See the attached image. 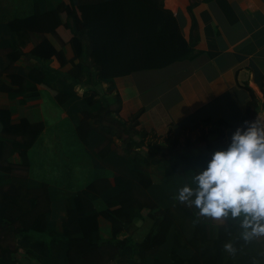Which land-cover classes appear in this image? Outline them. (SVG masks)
I'll return each instance as SVG.
<instances>
[{"label":"trees","instance_id":"obj_1","mask_svg":"<svg viewBox=\"0 0 264 264\" xmlns=\"http://www.w3.org/2000/svg\"><path fill=\"white\" fill-rule=\"evenodd\" d=\"M156 1L71 0L53 9L41 1L42 7L33 14L9 21L8 28L16 36L9 49L11 59L23 55L29 35L41 34L30 54L42 65L33 67L28 77L8 72L17 87L0 80V92L23 96L17 121L12 119L16 108L0 109V264H17L19 255L41 264H264V236L247 243L241 239L243 217L210 223L194 205L179 203V188L190 184L195 171L209 160L196 153V141L186 137L185 142L170 129L161 143H147L151 133L137 128L140 111L124 120L117 115L119 96L113 104L107 101L116 90L114 77L161 68L192 52L174 12ZM66 42L71 45L70 57ZM54 58L58 69L48 65ZM48 74L65 80L72 89L47 79ZM85 82L87 90L76 96V87ZM40 85L49 87L63 104L84 144L94 134L102 136L96 147L99 157L108 156L120 139L134 162L135 180L120 176L112 186L107 177L97 176L86 190L73 193L31 177L28 150L39 138L44 121L28 104L40 97ZM218 122L215 130L222 138L226 129L232 136L237 127L245 126V122ZM8 142L19 145L21 163L6 158ZM138 155L147 165L164 164L159 186L137 164ZM161 191L172 195L175 204L162 207L156 200ZM136 218L154 223L141 240L134 236ZM102 219L111 224L109 237L101 233ZM190 219L193 223H187ZM45 232L51 234L50 241L36 238ZM226 243L237 249L235 254L225 249Z\"/></svg>","mask_w":264,"mask_h":264},{"label":"crops","instance_id":"obj_2","mask_svg":"<svg viewBox=\"0 0 264 264\" xmlns=\"http://www.w3.org/2000/svg\"><path fill=\"white\" fill-rule=\"evenodd\" d=\"M41 1H44L43 6L48 9H53L63 2H71L0 0V80L7 84L12 85L8 72L28 77L33 67L42 65L30 54L41 34L29 35L23 55L14 61L10 57L13 51L10 52L9 49L11 43L16 41V36L8 28L10 20L29 16L34 13L36 7H42ZM156 2H162L166 9L174 12L192 52L188 57L161 68L137 70L114 77L116 90L109 94L107 101L113 104L119 96L121 104L117 115L124 120L140 111L137 128L151 133L147 143H161V136L168 134L172 129L181 136L185 135L184 141L190 133L193 134L192 140L196 141L194 147L196 153H199L198 147L207 148L212 138V147L207 148V152L204 151L210 159L214 151L226 148L231 138L226 128V137L219 136L215 130L218 121L223 120L227 125H238L249 121L251 117L252 121L257 120L264 127V0ZM64 49L69 57L72 56L68 42L64 44ZM48 65L53 69L60 68L55 58ZM47 79H53L59 86L72 89L67 86L65 80L49 74ZM86 82L89 83L90 80ZM86 82L76 87V96H82L87 90ZM108 84L104 82V86ZM39 89L40 97L28 104V108H32L35 115L38 111L42 114L44 121L39 138L28 150V174L31 177L73 193L86 190L87 185L97 176L107 177L112 186L116 185V178L121 179L118 178L120 176L127 181L135 180L134 162L128 158V152L120 139H116L108 156L99 157L96 147L100 145L102 136L94 134L89 144H84L63 104L57 101L50 88L40 85ZM22 97H11L0 92V109L9 107L17 110L12 116L13 121L19 118V102ZM221 128L224 129L223 125ZM1 129L0 123V131ZM19 149L18 144H6L8 161L16 164L22 162ZM41 157H44L48 164V176L45 179L37 176V161ZM136 162L149 172L156 186L161 184L165 175L163 163L147 165L141 155L137 156ZM186 168L188 167H183L179 173ZM157 195L159 197L156 200L162 207H167L170 203L175 204L170 201L172 195L163 191ZM181 202L179 200V203ZM203 218L213 223L212 217ZM134 222V236L138 240L154 226L153 220L149 218H136ZM145 230L147 232L143 236L138 234ZM101 233L104 237L111 234V224L103 219ZM125 235L122 234L121 237ZM22 260V264H36L24 257Z\"/></svg>","mask_w":264,"mask_h":264},{"label":"clouds","instance_id":"obj_3","mask_svg":"<svg viewBox=\"0 0 264 264\" xmlns=\"http://www.w3.org/2000/svg\"><path fill=\"white\" fill-rule=\"evenodd\" d=\"M177 198L203 216L243 217L240 237L246 243L264 236V127L257 120L237 127L229 145L212 153L192 182L179 188ZM224 247L237 251L231 243Z\"/></svg>","mask_w":264,"mask_h":264},{"label":"rangeland","instance_id":"obj_4","mask_svg":"<svg viewBox=\"0 0 264 264\" xmlns=\"http://www.w3.org/2000/svg\"><path fill=\"white\" fill-rule=\"evenodd\" d=\"M184 137H185V135L184 136H182V139H184ZM189 137L191 138V139H194V136H193V134H189ZM231 142V138H230V141H229V143ZM229 143H227V146L229 145ZM210 144V143H209ZM211 146H212V138H211V144H210ZM197 151H199V153L200 154H202V155H206L205 154V152H207V148L205 147V146H200V147H198V150ZM205 151V152H204ZM209 152V151H208ZM211 153H212V151H211ZM39 157V156H38ZM37 165H38V167H37V169H38V175L37 176H39L40 178H42V179H45L47 176H48V173H47V168H48V164H47V160H45V158L44 157H41V159H38V161H37ZM182 204H183V206H185V203L184 202H182ZM206 218H208L207 216H205ZM212 220H213V222H221V221H223V218H220V219H215V218H212ZM190 221V223L192 222V219H190L189 220ZM145 232H147V230H145L143 233L142 232H140V233H138V234H141L142 236H143V234L145 233ZM44 234H46V235H44ZM40 233V234H37V239L38 238H45V239H48V241H50L51 239H52V237H51V234L50 233H48V232H45V233ZM138 234H137V236H138ZM136 238V237H135ZM137 239V238H136ZM19 257V264H22V263H24L23 262V260H22V256H18ZM26 259H28L29 261H31V262H34V263H36V264H41L39 261H37V260H35V259H31V258H26Z\"/></svg>","mask_w":264,"mask_h":264}]
</instances>
